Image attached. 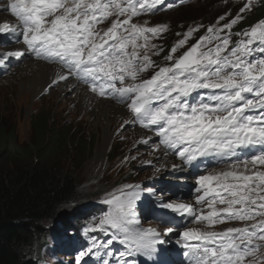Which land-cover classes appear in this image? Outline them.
I'll list each match as a JSON object with an SVG mask.
<instances>
[{"label":"snow or ice","instance_id":"obj_1","mask_svg":"<svg viewBox=\"0 0 264 264\" xmlns=\"http://www.w3.org/2000/svg\"><path fill=\"white\" fill-rule=\"evenodd\" d=\"M162 2L10 0L0 11L8 12L14 20L0 21V41L14 38L23 47L0 52V65L26 54L62 65L67 74H61L59 80L74 74L90 83L91 91L114 96L129 108L134 123L158 137L153 141L157 150L164 155L171 151L184 165L195 168L194 183L161 188L160 193L146 189L155 198L146 211L172 225L164 231L141 225L136 211L143 190L139 186L126 185L110 194L104 201L110 210L89 230L109 234L105 244L117 241L127 245L128 251H119L120 259L112 257V264H129L123 258L132 251L150 254L157 244H165V236L169 241L178 237L176 243L187 264H243L264 246L260 244L264 242V21L236 33L247 39L231 48V34L221 39L219 29L211 39L202 37L174 62L160 65L148 55L147 47L141 46L142 54L135 40L146 32L156 36L165 29L132 24L131 17L140 11L159 10L154 6ZM113 15L117 19L107 30L97 31V24ZM238 19L239 15L224 27L231 29ZM208 31L212 33L211 28ZM212 39L218 42L207 47ZM185 42L174 46L165 60L173 61L172 53ZM151 47L156 49L154 55L162 51L156 45ZM149 69L153 71L143 79ZM148 139L151 137L142 142ZM209 159L230 163L226 170L210 172ZM169 191L175 199L165 198ZM184 196L191 202H182ZM217 204L224 207L217 209ZM225 221L251 223L222 232L188 227L190 223L214 226ZM97 247L102 246L93 241L79 252L77 260L100 255L93 253ZM100 264H109V259L101 257Z\"/></svg>","mask_w":264,"mask_h":264},{"label":"rangeland","instance_id":"obj_2","mask_svg":"<svg viewBox=\"0 0 264 264\" xmlns=\"http://www.w3.org/2000/svg\"><path fill=\"white\" fill-rule=\"evenodd\" d=\"M185 1L186 2L182 1V3H180L178 1L168 2V0H163L162 4L159 6H161V8L164 7V9L159 13L150 16L140 17L136 15L131 17L132 24H136L144 28L162 26L165 29L156 36H152L150 33L146 32L135 40L137 49L141 50V53L143 54L141 46L147 47L149 49L148 55H150L151 59L157 64L167 65L172 63L176 58L187 52V50H189L193 45L197 44V42H201V36L203 34L201 33L199 25V29L197 31L195 26H191L189 29L187 28L185 31H183L185 20L180 21L182 20L181 18L184 19L192 16L194 17L199 14L201 15V13L210 15L214 13L215 10L219 9V14L223 15H221L213 24H205V33H209V28L212 29V33L204 35L203 37L207 36L211 39L213 33H216L217 30L222 29V31H219L218 34L220 38H223L224 33L231 34L233 31L232 27L231 29L224 27L226 24L231 22L223 17L226 15L224 13L227 11L221 9L223 8V5L226 6L228 4L227 0ZM255 1L256 0H239V3L236 4H242L244 8L246 4L249 5V7L245 8L244 11L239 12V17H244L246 14H248L251 7L255 4ZM230 4H232V2H230ZM164 5L170 6L165 7ZM173 5L174 7H172ZM155 11L157 12L159 10L144 12L149 14ZM221 17H223V19H221ZM115 19H117L116 16L113 20ZM119 19L123 20L125 17L120 16ZM202 19L203 18H201V20ZM111 22H109L110 25ZM109 24L100 27L98 31H106L110 26ZM190 30H192L191 35L186 36ZM145 37H147V41H145ZM194 37L196 40H193ZM239 37H241V39H247V37L244 36ZM182 40H185L186 42L183 44V46L177 47L175 53H172L173 61H166L165 56L169 55L172 48ZM217 42V40L212 39V42L207 44V47H212ZM152 45H156L157 48L162 49V51L159 52V55L153 54L156 49L152 48ZM23 62H21V65ZM152 71L153 69H149L148 72L143 74L142 78L147 79ZM16 73V71H8L5 74H0V123H4L6 129L13 132L15 144L12 143V147L17 149H25L32 141L35 128L34 121L36 118H42V120H47V122L49 121L54 131L58 132L61 129L64 131L63 135L67 134V131L70 132V136H67L71 139H74L75 141H78L79 148L81 147L82 143H89V145H92L91 152L85 156V152L78 153L75 146H73V143H70V149L68 150L70 152L67 151L66 153L62 171L64 173L72 172L75 176L77 180L78 196L76 200L66 204L65 207L63 206L62 211L67 210V212H69L68 215L71 218L68 221V218L66 219L65 217L59 216L60 222L67 223L66 226H59L55 225L54 223L49 225L54 226L51 227L52 230L49 231L50 242H48V246L36 250L34 253V255L38 257V259L41 260L43 264H72L71 255H74L73 250L75 248L71 246L70 239L72 236H69L68 234L71 231H77L81 237H84L87 233L85 231V226H89L92 219L99 221V218L110 210L111 206L104 202L106 199L110 198V194L117 193L119 189L125 188L126 185L139 186V188L143 190L146 187L147 189V186L150 185L149 182H153V177L160 180L163 177H169L167 179H170L169 173L171 171H169L167 168H159L153 156H150L148 151L145 152L149 149H144L141 146L132 147V145L130 146L131 143H129L127 146V138L129 139L131 136L135 137L137 134L136 129L141 128L132 126L133 115L126 104H117L125 108L127 116L130 117V121H128V124L127 122L119 123L118 120L114 118V116L111 118V120L115 123H112L111 125V130H114L115 132L111 144V151L109 152L108 159L106 160L97 177L93 179L94 181L90 180L91 183L94 184L87 185L89 184L87 167L95 156L96 150L103 140V127L101 125L95 126L92 124V122L90 123L86 115L82 117L83 113L80 109L75 116L69 114V117L67 114V111H69L67 110V107H76V103H68L64 109H59L58 104H61L63 100H70L73 96V92H65V94H62V96H59L58 94L56 95L54 92L57 90V86H52L48 90V93H45L46 95H40L37 98L31 96L29 100L21 101L18 96L22 92L23 86H21L22 81H17L16 78L13 77V75ZM34 102L35 104H33ZM49 128L50 127L47 126V129ZM40 134L41 129L38 130L37 137H39ZM152 139L155 140L154 135ZM221 166L222 167L217 168L216 172L227 169V167H224V165ZM241 171H243V169H241ZM125 190L128 191V189ZM145 192H143L140 197H143ZM139 204L140 203L137 201V206ZM102 205L105 206L104 209H101ZM76 206H78V208H76ZM76 209L79 210L77 213L75 212ZM93 211L98 213L91 215L90 213ZM81 215H85V218L82 221L83 224H79L78 228L69 226L71 223L79 221L78 219L75 220L73 217H80ZM87 219L89 220L88 222ZM57 221L58 220H56V222ZM94 234L98 235L97 230L94 232ZM87 236H89L88 233ZM261 258H264V250L258 261L256 260V256L253 258V263L264 264V262H259Z\"/></svg>","mask_w":264,"mask_h":264},{"label":"trees","instance_id":"obj_3","mask_svg":"<svg viewBox=\"0 0 264 264\" xmlns=\"http://www.w3.org/2000/svg\"><path fill=\"white\" fill-rule=\"evenodd\" d=\"M227 3L228 6L221 8L227 11L223 12L226 14L223 17L232 21L244 6L236 4L239 0H227ZM219 13L218 9L210 15L201 13L181 18L180 21L185 20L183 31L191 26L197 28L198 25L203 31L206 23L213 24L223 15ZM258 21H264V0H256L248 14L240 17L232 26L233 42L239 38L236 33L249 31ZM34 126L32 141L25 149H17L12 147V143L15 144L13 132L0 123V264H43L34 255L35 251L48 246L49 231L54 226L49 225H67L60 222L59 216L68 218V221L71 217L67 210L62 211V207L78 196L75 176L72 172L62 171L70 143L78 153L85 152V156L92 149L89 143H82V148H79L78 141L67 136H70V132L67 131L65 135L61 129L56 132L49 121L42 118H36ZM47 126L50 128L47 129ZM39 129L41 134L37 137ZM81 216L73 217L79 221L69 226L78 228L85 218ZM90 227L93 226L85 229L89 234L92 233ZM70 234L79 238L77 231Z\"/></svg>","mask_w":264,"mask_h":264},{"label":"bare ground","instance_id":"obj_4","mask_svg":"<svg viewBox=\"0 0 264 264\" xmlns=\"http://www.w3.org/2000/svg\"><path fill=\"white\" fill-rule=\"evenodd\" d=\"M186 2L185 0H168V2ZM4 3H0V5H3ZM6 4V3H5ZM174 7V5L172 6ZM170 7V8H172ZM166 8V9H170ZM154 9H159V11L151 12L149 14L145 13L144 11H140L138 16H150L154 15L155 13H159L161 10L164 9V7L161 8L159 5H155ZM12 21L14 20V17L10 15L8 12H3L0 11V21ZM111 22V17L107 21H102L101 23L97 24V31L100 27H103ZM110 25V24H109ZM101 31V30H100ZM12 45V47H11ZM23 45L22 43H18L15 41V39H11L9 41H0V52H6L4 51L5 48L6 50H15V49H20L22 48ZM188 51V50H187ZM24 61V62H23ZM21 62L23 64L21 65ZM21 65V66H20ZM11 71H16L17 73L13 75L14 78H16L17 81H22L21 86H23L22 92L19 94V99L21 101H27L29 98L32 97H39L40 95L43 96L45 93H48V90L52 86H57V90L54 92L56 95L58 94L59 96H62V94H65V92L72 91L73 96L70 100H63L61 104H58L59 109H64L68 103H76V107H67L68 115H76L77 112H79V109L83 113L82 117L85 115L87 116V119L92 122L93 125H101L103 127V140L101 144L98 146L95 156L93 159L90 161L87 167V176H88V182L89 184L87 185H93L94 183H91V181H94L103 168V165L105 164L106 160L108 159L109 152L111 151V144L113 141L114 137V130H111V125L114 123L111 118L114 116L118 122H127L130 121V117L127 116V113L125 111V108L117 105L116 102L111 99L107 98L106 96L100 97L99 95H96L95 93L91 92L87 86L83 84V81L80 77L76 75H69L67 79L65 80H59V76L61 74H67V69L63 68L62 65L51 62V61H45V60H40L36 59L35 57L25 55V57H21L20 59H12L11 62H5L4 65H0V74H5L7 72ZM46 95V94H45ZM108 97L110 95H107ZM47 98V97H46ZM50 98V96H49ZM35 104V102L33 103ZM35 106V105H34ZM70 117V115H69ZM82 119V118H81ZM115 124V123H114ZM137 134L135 137H130L129 139L127 138L128 141H126V144L128 146L129 143L130 146L132 147L135 146H141L144 149H149L146 150L145 152H149L150 156H153V158L156 160V164L158 165L159 168H167L169 171H176L177 169H173V165L176 166H181V164L176 161L171 155H164L163 151L157 150L155 147V144L153 143V136L152 134L142 130V129H136ZM151 137V139H148L147 143H143L142 141ZM152 141V142H151ZM125 143V142H124ZM235 159V158H233ZM169 178V177H167ZM167 178H161L160 179H155L153 177V182L155 183H160L163 184ZM91 180V181H90ZM87 182V183H88ZM151 185L147 186L148 188H152L156 191V185H153V183H150ZM161 190V189H160ZM185 192H187V189H184ZM159 193L158 191H156ZM150 199L148 200V198ZM170 196H165V198H169ZM172 199H175V197H171ZM154 197L151 196L147 191L143 195V197H140L138 202L140 203L138 207V212L137 215L138 217H141L143 215V212H147L144 210L142 207L141 203H149L153 201ZM184 199L190 201V198L187 196H184ZM105 206H101V209H104ZM205 214H207L208 210L207 208L204 209ZM148 216V215H147ZM152 221L156 220L152 216L150 217ZM150 219L148 217L145 218L143 225L147 224ZM250 223V222H248ZM200 224V223H199ZM237 224L239 227H243L245 224L244 222L237 221ZM165 224L160 223L158 225L157 230L164 231L166 230L167 227L172 226L171 224H168L167 227H164ZM194 223L188 224L189 228H192ZM222 224L219 223V228L222 229ZM145 228V227H144ZM194 229V228H192ZM98 235H89L87 236V233L82 239H86L90 242V246L92 245V239L95 237H105L106 233L102 231H97ZM95 236V237H93ZM79 237L81 235L79 234ZM165 238L168 239L167 236ZM109 239V234L107 235L106 239L100 242H96L98 246L102 247H97L93 248V253L99 252L100 255H91V258L89 259L88 256L84 257V260L91 261V260H96L100 261L101 257L105 259L112 260V257L118 258L115 253L119 254V249H115L112 244H116L117 241H113L112 244H105V241ZM172 239L176 242L175 236L172 237ZM261 245H264V242H260ZM168 247H173L172 250L167 253V248ZM167 248H164V250L160 253L162 255L161 258H157L155 256H151L152 258L156 259L159 261L161 264H185L187 263V258L182 255L183 249L178 245L174 243H169ZM88 248L86 245L84 250ZM113 248V249H112ZM176 248V254H174ZM264 250V246H261L258 250L255 251V254L252 255V259L256 256V260L260 259L261 254ZM83 250H78L74 249L73 253L74 255L78 256L79 252ZM108 252L110 253L109 256H104V253ZM83 260V261H84ZM259 262H264V258H261ZM247 264V263H246Z\"/></svg>","mask_w":264,"mask_h":264}]
</instances>
